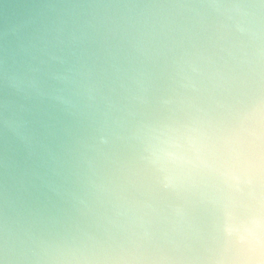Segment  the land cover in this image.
I'll return each mask as SVG.
<instances>
[{"label":"clouds","instance_id":"9594fccd","mask_svg":"<svg viewBox=\"0 0 264 264\" xmlns=\"http://www.w3.org/2000/svg\"><path fill=\"white\" fill-rule=\"evenodd\" d=\"M0 264H264V0H0Z\"/></svg>","mask_w":264,"mask_h":264}]
</instances>
